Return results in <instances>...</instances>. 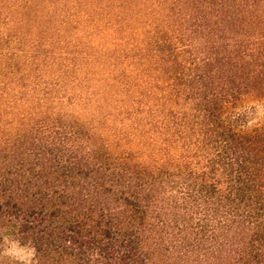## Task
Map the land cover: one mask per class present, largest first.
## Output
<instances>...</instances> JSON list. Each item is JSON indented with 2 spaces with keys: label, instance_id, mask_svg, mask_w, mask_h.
I'll return each mask as SVG.
<instances>
[{
  "label": "trees",
  "instance_id": "trees-1",
  "mask_svg": "<svg viewBox=\"0 0 264 264\" xmlns=\"http://www.w3.org/2000/svg\"><path fill=\"white\" fill-rule=\"evenodd\" d=\"M257 104L264 0H0V264H264Z\"/></svg>",
  "mask_w": 264,
  "mask_h": 264
},
{
  "label": "rangeland",
  "instance_id": "rangeland-1",
  "mask_svg": "<svg viewBox=\"0 0 264 264\" xmlns=\"http://www.w3.org/2000/svg\"><path fill=\"white\" fill-rule=\"evenodd\" d=\"M252 112V120L253 123H258L264 117V104H257L253 106ZM4 255L15 257V258H22L27 259L30 257V254L25 251L24 249L20 248L15 243L10 241H6L3 247Z\"/></svg>",
  "mask_w": 264,
  "mask_h": 264
}]
</instances>
